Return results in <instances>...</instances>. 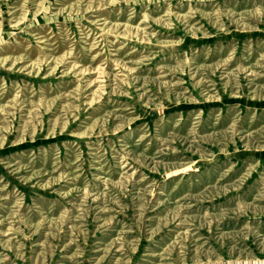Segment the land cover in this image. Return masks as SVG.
<instances>
[{
	"label": "rangeland",
	"instance_id": "rangeland-1",
	"mask_svg": "<svg viewBox=\"0 0 264 264\" xmlns=\"http://www.w3.org/2000/svg\"><path fill=\"white\" fill-rule=\"evenodd\" d=\"M0 264H264V0H0Z\"/></svg>",
	"mask_w": 264,
	"mask_h": 264
}]
</instances>
